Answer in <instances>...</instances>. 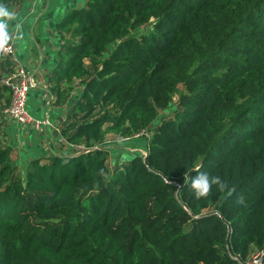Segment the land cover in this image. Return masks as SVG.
<instances>
[{"label":"trees","instance_id":"obj_1","mask_svg":"<svg viewBox=\"0 0 264 264\" xmlns=\"http://www.w3.org/2000/svg\"><path fill=\"white\" fill-rule=\"evenodd\" d=\"M55 36L49 91L72 107L56 145L20 166L0 138V264H247L263 250L264 0H87ZM143 132L146 154L112 170L108 136ZM201 172L223 186L197 198Z\"/></svg>","mask_w":264,"mask_h":264},{"label":"crops","instance_id":"obj_2","mask_svg":"<svg viewBox=\"0 0 264 264\" xmlns=\"http://www.w3.org/2000/svg\"><path fill=\"white\" fill-rule=\"evenodd\" d=\"M49 15L50 14H45L42 17L46 20L48 28H40L39 24L37 27H16L14 26L15 21H13V26L7 27L6 29L8 36L12 37L11 40L15 44L16 57L24 64V66L28 68V70H30L38 83L37 87L31 90L29 96L30 110L33 112V115L38 118L37 120L47 123L45 125L49 124L47 128H44L42 132H39V130H35L29 126H23L18 123H13L12 121L10 122L11 124L16 125V128L13 127L15 128L14 136L18 134V136H21L23 139L25 144L23 151L26 158H28L27 156H42L47 154L48 150L51 149V146L56 145L57 141H53V138L58 131L61 119L64 118L63 120H65L66 117L64 114L59 112L64 106L53 101L54 97H51L49 93L51 85L47 81V75L50 73L55 60V55L52 57V53L55 51L56 54L60 48V44L55 36V25L60 19L55 22L47 21L49 19ZM38 28L42 30V33L37 34L39 32ZM26 41L33 42L35 44L37 43L36 46L39 50L38 53L34 54V49H32L31 53L30 45H27ZM45 42L50 45V51L45 50V46H43V43L46 45ZM21 43L22 46L25 47L24 51L18 46V44ZM39 44H41V46H39ZM4 61L5 59L0 56V75L7 73L6 76H8V74L11 73V70L7 67V64ZM6 76H0V124L1 121L4 122L8 120L4 117V111L7 109L5 107V102L8 96V93L4 88L5 85L3 84V79ZM1 129L4 128L0 125V130ZM26 131L29 132L27 136H25Z\"/></svg>","mask_w":264,"mask_h":264},{"label":"rangeland","instance_id":"obj_3","mask_svg":"<svg viewBox=\"0 0 264 264\" xmlns=\"http://www.w3.org/2000/svg\"><path fill=\"white\" fill-rule=\"evenodd\" d=\"M86 1L87 0H28V2L24 6H20V7L17 6L11 10L14 13L13 19L12 18L11 19L0 18V23L6 24L7 27H10V26H13V21H15L14 26H16V27H32V26L37 27V25L39 24L40 28H48V24L46 23V20L44 18H42L43 15L50 14L49 19L47 21L55 22V21H58L59 19L63 18L67 14V12H69L71 9L79 8L82 5H84ZM51 26H53V25H51ZM40 28H38L39 32L37 34L42 33V30ZM142 31L145 32V29H142L141 32ZM11 39H12V37L8 36L7 41L3 45L8 44V45L13 46V50L15 52V44ZM26 43H27V45L28 44L30 45L31 53H32V49H34V54L38 53L39 50L36 46L37 43L35 44V43L29 42V41H26ZM1 46H2V44H0V52H1ZM18 46H19V48L21 47V49L24 51L25 47L22 46V43L18 44ZM39 46H41V44H39ZM43 46H45V50L50 49V45L48 43H46V45H44V43H43ZM57 46H59V45H57ZM54 55H55V51L52 53V57H54ZM1 56H3V55H1ZM15 57H16V54H15ZM3 58L5 60L8 59V58H5L4 56H3ZM12 59H11L12 62H14V64H16V68L18 66L26 67V66H24V64L21 61H19V59L17 57H16V59H17L18 63H16V60L14 57ZM26 69L28 70L27 67H26ZM28 71H29L30 75H32L30 70H28ZM34 81H35V84L37 86L38 83L35 80V78H34ZM75 87H76L75 89H79V90L81 89L80 85L75 86ZM49 93L51 95L50 91H49ZM51 97H52V95H51ZM6 106L7 105L5 102V107ZM8 107H6V108H8ZM71 107L72 106L70 105V102H69L68 105L67 106L65 105L63 109L67 110ZM28 110H29L30 114L35 119H38L36 116L33 115V112H31L29 103H28ZM4 117H6L8 119V120H6L8 122L1 121L0 125L4 129L0 130V138L2 139L4 144L11 145L13 147V150H14L13 151V161L17 166H20L23 164V162L25 160V156H26L24 151H23L25 144H24L21 136H18V134H16L14 136V130L16 128L15 127L16 125L11 124L10 122L12 120H10V118H8V116H6L5 114H4ZM63 119H61L59 124L62 123ZM65 119H66V117H65ZM13 123H16V122H13ZM13 127H15V128H13ZM42 130H43V126L40 128L39 132H42ZM28 133L29 132L26 131L25 136H27ZM107 139L112 145V147L110 148L111 154L109 157V163H110V167L112 170L115 169L116 163H122V161H124L126 158H129L130 156H132L134 154H137L139 152H141V153L145 152V149L148 146V140L146 138H134L132 141L128 142V141H123L121 139L119 140L118 138L110 135V136H108ZM58 144H59V146H62L63 142L61 140H59ZM72 153H74V149L67 150V152H66L67 155L72 154Z\"/></svg>","mask_w":264,"mask_h":264},{"label":"built area","instance_id":"obj_4","mask_svg":"<svg viewBox=\"0 0 264 264\" xmlns=\"http://www.w3.org/2000/svg\"><path fill=\"white\" fill-rule=\"evenodd\" d=\"M3 44L5 43H2L1 55L11 59L14 57L16 63H18L13 46ZM3 84L11 93V104L4 111V114L8 116L10 120L23 126L32 127L35 130H40L43 125L47 124L35 119L28 110L29 94L33 88H36V84L34 77L30 75L26 67L18 66L14 72L3 79ZM144 135H146V133L143 132L135 137L140 138ZM247 264H264V249L257 251Z\"/></svg>","mask_w":264,"mask_h":264},{"label":"clouds","instance_id":"obj_5","mask_svg":"<svg viewBox=\"0 0 264 264\" xmlns=\"http://www.w3.org/2000/svg\"><path fill=\"white\" fill-rule=\"evenodd\" d=\"M14 13L8 9L5 5L0 3V18L11 19ZM7 25L0 23V44L5 43L8 38ZM169 183L168 179L165 180ZM213 185L223 186L222 178L219 175H210L206 172H201L191 180V188L195 192L197 198L206 196Z\"/></svg>","mask_w":264,"mask_h":264},{"label":"water","instance_id":"obj_6","mask_svg":"<svg viewBox=\"0 0 264 264\" xmlns=\"http://www.w3.org/2000/svg\"><path fill=\"white\" fill-rule=\"evenodd\" d=\"M143 154H146L145 152H142Z\"/></svg>","mask_w":264,"mask_h":264}]
</instances>
